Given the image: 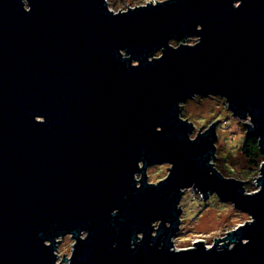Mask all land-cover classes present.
Wrapping results in <instances>:
<instances>
[{
	"label": "water",
	"instance_id": "95a60500",
	"mask_svg": "<svg viewBox=\"0 0 264 264\" xmlns=\"http://www.w3.org/2000/svg\"><path fill=\"white\" fill-rule=\"evenodd\" d=\"M107 2L0 0V264H264V161L247 193L181 117L218 95L264 153V0ZM189 188L251 220L176 250Z\"/></svg>",
	"mask_w": 264,
	"mask_h": 264
},
{
	"label": "rangeland",
	"instance_id": "374dc122",
	"mask_svg": "<svg viewBox=\"0 0 264 264\" xmlns=\"http://www.w3.org/2000/svg\"><path fill=\"white\" fill-rule=\"evenodd\" d=\"M150 1L156 3L157 1L166 0H108L107 3L112 11L119 12L128 8H135V6H143ZM196 41L197 38L192 37L183 43L191 45ZM171 44L175 47L178 46L175 41H171ZM160 54L161 51L155 57ZM182 105H184L181 111L182 119L187 118L189 122L195 125L194 132L191 135L192 139L203 125L205 126L201 130H205L215 120L220 119L216 126L215 156L217 157L212 160L213 166L223 176L244 181L247 193L257 191L259 189L257 178L260 176V168L253 169V165L249 164L247 157L241 150L247 133L243 122L248 123L250 122L249 119L241 120L238 117L231 116L233 112L229 110L227 100L218 95L196 96L186 101V103H182ZM167 168H170L169 164L152 165L148 168L147 180L150 183L160 182L168 176L170 169ZM139 178L140 175L137 179ZM180 207L183 211L180 221L181 226L173 239L176 250L192 247L194 242L199 240L204 241L210 247L214 243V238L224 237L227 232H231V230L251 220L247 214L240 212L231 202H223L215 194L210 195L208 200L204 201L198 192L186 190L181 198ZM74 242V239L69 235L61 239L58 244V262L62 264L69 263V258L74 249Z\"/></svg>",
	"mask_w": 264,
	"mask_h": 264
},
{
	"label": "trees",
	"instance_id": "16d2710c",
	"mask_svg": "<svg viewBox=\"0 0 264 264\" xmlns=\"http://www.w3.org/2000/svg\"><path fill=\"white\" fill-rule=\"evenodd\" d=\"M181 42L186 41H175L177 45H180ZM243 143L244 144L241 148L242 153L247 157L249 164L253 165V169H259L264 160V153L260 149L258 140L256 138H246Z\"/></svg>",
	"mask_w": 264,
	"mask_h": 264
},
{
	"label": "built area",
	"instance_id": "2783aa9c",
	"mask_svg": "<svg viewBox=\"0 0 264 264\" xmlns=\"http://www.w3.org/2000/svg\"><path fill=\"white\" fill-rule=\"evenodd\" d=\"M188 190L194 191V192H198L200 194V192L198 191V189H193V188H189ZM201 195V194H200Z\"/></svg>",
	"mask_w": 264,
	"mask_h": 264
}]
</instances>
